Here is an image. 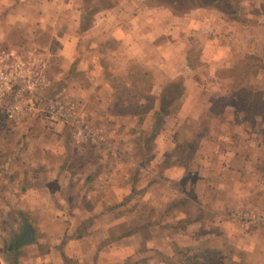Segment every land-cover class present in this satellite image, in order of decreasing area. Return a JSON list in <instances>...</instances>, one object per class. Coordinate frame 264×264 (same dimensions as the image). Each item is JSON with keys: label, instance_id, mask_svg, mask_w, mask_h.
<instances>
[{"label": "rangeland", "instance_id": "rangeland-1", "mask_svg": "<svg viewBox=\"0 0 264 264\" xmlns=\"http://www.w3.org/2000/svg\"><path fill=\"white\" fill-rule=\"evenodd\" d=\"M229 1L233 6L238 7L236 14L228 11L226 15L216 6L180 10L177 9L175 2L170 0L147 1L149 6H160L164 13L166 10L173 12L174 15L189 13L186 15L187 18L184 17L185 30H181V35L178 37H175L177 33L163 32V37L157 38L159 39L157 46L148 49L150 54L149 62L146 64L149 69L147 73L134 58H128L126 55L114 62L109 61L106 56L101 57L99 64L104 69L105 78L113 83L112 106L105 105L107 110L111 107L116 114L124 112L132 117L127 124H122V120L117 122L102 115V118L97 116L92 119L85 118L84 124L107 132L110 129L109 126L113 124L115 128L130 126L136 143L134 148L136 151L131 153L132 159L140 165L141 158L146 157L150 168L147 170L154 174L141 171L137 165L125 163L121 155L127 152L119 150L122 145L120 143L124 141L122 136L113 137L108 136L107 132L104 133L110 144L116 143L121 154L117 153L118 157L116 156L115 160H106L105 170L108 171L109 168L110 175H115L119 182H123L117 184V191H114V194L109 187L100 190L101 198L98 200L96 210L101 214L93 217L86 216L85 213L79 214L81 211L79 203L74 206V202H71L74 207L71 215L67 216L60 209L66 207L65 202L55 198L46 199L40 193L32 200L33 202L29 200V203L36 207L24 210L21 217L13 212L15 203L0 199V259L9 264H92L93 261L96 264V260L99 264H111V259L113 260L115 255L117 264L124 258H126L124 264H185L186 255L181 251L187 248L192 249L191 253H199L209 248L225 251L232 247L234 248L232 256L239 254L247 264L249 263L250 253L230 245L226 236H220L222 240L219 238L220 242H215V236H219L214 234L215 231L217 232L215 227L191 230V233L187 230L188 224L202 216V212L198 211L195 202L182 198L183 195L177 198V201L172 200L174 197L172 190L176 189L169 187L172 183L167 176L169 167H160L158 165L160 160L157 163L155 159V154L158 153L156 150L166 148L167 141L151 144L161 130L164 132L166 129L171 131L173 128L180 129L179 134L176 135V149L171 152L164 149L166 152H163L162 161L166 165L179 163L188 166L190 164L179 181L178 188L181 190L188 191V184L185 183L191 177L188 171L194 172L197 178L205 179L204 171L200 172V166L195 162L198 157L197 150L203 139L211 144L218 143L223 146L235 144L236 147L244 150L243 155L246 154L245 158L251 163L246 166L250 167L252 173H257L261 185H264V122L255 114L251 116L252 114H249L246 109L251 99L257 98L256 94L264 100V0ZM63 2L68 3L67 8L61 7ZM79 2L82 13L83 0H0V51L7 53L13 50L23 59L30 57L39 64H45L44 67H47L49 71L51 82L46 88L41 89V94L51 99L67 95L68 99L75 104L76 115L80 113V110L77 109L75 101L83 98L81 95L84 94V87L87 89L86 83L89 81L81 70L73 68L81 58L78 53L84 49L93 51L102 50L109 45L116 46V42L113 43V41L106 44L95 41L98 43L97 46L92 44L94 42L91 29L93 23L98 20L99 14L103 13L100 8L109 2L113 4L117 1L90 0V9L82 25L78 22L79 8H75ZM94 9L98 11H93ZM194 9H201L197 10L196 16L207 19L206 23L210 24V28L208 26L207 32L202 35L198 32L202 31V25L198 28L197 34L193 33L196 28L189 30L193 24L190 13ZM219 11L223 13L222 19L226 20L222 27L217 26ZM129 14L130 12L126 11L122 16ZM168 24L177 26L175 23ZM163 29L169 28L163 27ZM76 50L80 52L76 53ZM189 68L201 70L196 73L193 80L198 84L207 85L204 88L205 91L199 95H203L207 90L204 97L208 96L211 102V105L205 104L206 107L210 105L207 115L198 120H193L189 116L190 113L202 112L205 107L204 104L198 105L196 98L189 96L190 89L185 86L187 78L190 77ZM168 73L179 74L175 78L178 79L177 86L183 87L182 95L180 101L177 100L169 108V111L174 113H171L170 117H165L160 126L155 128L156 123H160L156 119V113L161 110V89L149 86V83L153 84L150 81L155 78L161 81V75H169ZM83 80L82 85L85 86L76 84ZM180 89H177V93L181 92ZM89 92L88 88L87 93ZM191 92L192 95L196 94V91ZM173 95L175 92L172 91L170 97ZM88 100L86 106L90 109L95 108L94 99L88 98ZM173 115L174 120H171ZM45 122L55 123L46 119L41 121L39 118L33 120L32 125L36 124L32 126L33 137H38L43 130L39 123L44 125ZM65 123L69 128L74 126L71 121ZM10 125L4 119V114L0 112L2 133L0 145H13L17 141L20 142L21 135L19 136L16 130L11 131ZM150 127H153L151 128L153 131L156 129L158 131L152 137L149 135L143 137L142 132ZM142 142L149 144L148 148L151 146L148 153L143 154L137 149V145ZM260 149H262L261 152ZM96 152L100 155L107 154L103 151ZM2 156L3 154L0 155ZM16 160L19 161L18 158ZM110 163L112 165L108 167ZM102 165L101 162L100 169ZM155 174L161 176L163 181L158 178L155 181ZM106 175L108 174L105 173L101 179H104ZM141 179H144L142 183H140ZM144 188H148L152 195L162 194L161 200L153 196L149 198L146 206L143 205L144 201L140 198V193ZM194 188L198 189V193L202 196L208 192L205 180H197L192 188L196 191ZM257 189L253 192L246 191L250 195L249 200L246 198L238 206L252 205L258 208L263 206L264 192ZM130 191L133 199L129 198L131 196L127 197ZM238 206L236 203L232 205L227 212L228 217L233 218L232 214ZM68 208L70 209V206ZM106 209H109L111 213L104 215ZM178 211L182 212L178 213ZM133 212L131 216L130 213ZM177 214L180 217L179 220L175 219ZM140 216L148 218L153 225L156 223L164 225L168 232H171L170 228H173L176 233L170 234L164 232V229L161 231L159 227L157 231L151 233L150 230L142 234L130 231V235H126L127 227H132V230L138 228ZM26 224L31 229L33 239L27 244L21 243L17 246ZM80 234L83 236L82 239H78ZM251 238L249 241L252 240ZM144 241L146 243L148 241L151 249L145 248L147 244ZM249 241L245 240L244 244L248 242L250 245L252 241ZM253 242L259 248L255 255L260 260V264H264V235L260 234ZM214 254L216 253L212 255Z\"/></svg>", "mask_w": 264, "mask_h": 264}, {"label": "crops", "instance_id": "crops-1", "mask_svg": "<svg viewBox=\"0 0 264 264\" xmlns=\"http://www.w3.org/2000/svg\"><path fill=\"white\" fill-rule=\"evenodd\" d=\"M115 1H117V3H113L109 8L102 9L103 13L99 14V18L93 23L91 30L93 31L92 41L94 42L92 44L95 46L98 45V43H95V41L105 44L109 41H113V43L116 42V46L111 47L109 45L102 50H88L89 52L85 49L81 52L76 50V53L80 52L78 55L81 56V61L79 60L80 62L78 61L73 68H76V70H81L84 76L89 78V81L86 84L87 89L89 88L90 92L87 93V89L84 87V94L82 93L81 95L83 98L79 101H75V103L78 107L77 109L80 110L79 112L82 113L87 119H92L96 116L98 118H102L103 115L106 116L105 118H110V120H117V122L122 120V124H127L128 120H130L132 116L124 112L116 114L113 112L111 107L107 110V106H105L108 104L109 106H112L113 83L105 78L106 76L104 74V69L99 64L100 58L106 56L109 58V61L114 62L121 56L126 55L128 58H134L136 62L139 63L140 67L143 68L145 73L149 72V69L146 67V64L149 62L148 57L150 54L148 49L150 47L157 46L159 42V39L157 38H162L163 32H173L174 34L177 33L175 37L181 35V30H185L183 25L185 22L184 17L189 15V13H185L183 15L176 14L177 16L171 11L167 12V10L164 13L162 12V8L160 6H149L147 2L148 0ZM79 5L80 2L76 4L75 8L78 9ZM61 7L67 8L68 3L63 2ZM80 9L81 8H79L80 15L78 22H81V18L83 16V10L81 13ZM197 10L201 9L191 10L192 12L190 14L193 18V24L191 25V28L189 27V30L196 28L193 33L197 34L199 32L202 35L204 32H207V27L210 24L206 23L207 19H201L200 17L196 16ZM126 11H129L130 14L122 16L123 13H126ZM222 15V12H220L218 15L219 25L217 26L219 27H222L226 21L222 19ZM162 16L165 17L161 18ZM168 23H175L177 26H170ZM180 23H182V25H180ZM201 25L202 31H198V28L201 27ZM217 26L215 25V27ZM163 27H168L169 29H163ZM219 30L221 31V29ZM81 38L82 41H84V36ZM11 51L16 53V51ZM199 70V68H189L188 73H190V77L192 78H187L186 85L185 80L183 82V84L190 89L189 96L196 98L195 100L198 105L204 104L205 107L204 111H202L203 113H190L189 116L193 120L204 118L207 115L206 113L209 110V106L211 105L209 97H204L207 93V90L205 93H203V95H199L205 91L204 88H206L207 85H205V83L198 84L195 80H193L196 76V73L201 72V70ZM168 74L169 75H161V81H157V78H155V80L153 79L150 81L153 82V84L149 83V86L162 89L166 83L176 80L177 77L175 78V76L179 75L170 73ZM49 79L51 82V76H49ZM82 82L84 83V80L77 82L76 84L82 85ZM208 87H210V85ZM191 91H196V94L192 95ZM88 98L92 100L94 99L96 103L95 108L90 109L86 106V102L89 101ZM14 100L15 99L13 95L8 96L4 106L0 108V112L4 114V119L11 124V131L16 130L19 133V136L21 135L19 138L20 142L17 141L13 145H0V155L3 154V156L0 157V199L14 201L15 204L13 208L17 209L23 214L24 210L33 209L36 207L34 204H30L29 200L33 202L32 200L42 193L46 199L55 198L59 201L61 200L62 202H65L66 207L61 206L62 208L60 209H62L63 213L67 214V216L71 215L72 208L77 203H79V208H81L79 214L85 213L86 216L92 217L100 215V211L97 212L96 210V205L99 204L98 200L101 198V195L99 194L100 190H104L109 187L113 190L114 194V191H117V184H122L123 182H119L115 175H110L109 168L108 171L105 170L106 165L104 166V162L109 159L115 160L116 156L118 157L117 153L121 155L119 150H122L127 152L126 154L121 155L124 158V162L137 165V161L132 159L133 155H131L132 151H136L134 149L136 143L134 142V135L131 133L130 126L124 125L123 128H115L113 124L111 127L109 126L110 129L108 132L103 131L104 129H92L95 133L99 131V134L104 138L106 136L104 133L106 132L108 136H122L124 141L120 143L122 145L119 147V150L116 143L113 142V145L110 144V141H107V138H105L107 139L106 145L105 143H102L104 147L100 146L101 144L98 145L95 143L91 138H87V140L82 139L80 141H76L73 138V129L69 128L65 122H45L43 123L44 125L39 123V126H41L43 130L38 134V137H33L31 134L33 132L32 126L36 125H32L33 120L35 121L39 118V120L42 121L44 119L42 117V113L34 112L31 115L21 116L16 120H11L6 117L4 109L7 105L14 103ZM205 104L210 105L206 107ZM102 109L105 110L102 111ZM171 117V120H174V115ZM115 124L119 126L118 123ZM151 128L153 127L147 128V130L145 129L142 132L143 137L148 135L149 137H152L153 129ZM179 132V128H173L172 131L171 129H166L164 132L161 130V133L159 132L158 135L156 134L157 136L153 139L151 144L155 145L161 143L162 141H167L168 145H165L166 148L162 147L161 149L158 148V150H156L158 153L155 154V159L157 163L158 160H160L158 163L160 167H169V169H167V176L171 179L172 183L168 184L170 189H176L172 190L174 193L172 195L174 196L172 197V200L177 201V198L183 195L182 198H186L189 200V202H195L198 211L202 212V216L188 224L187 230L190 232L191 230L195 231L200 229H209V227H215L217 232L214 230V234L219 235L215 236V242H220V236H226L227 242L230 245L239 247L241 250H247L250 253L248 264H260V260H258L257 255H255V253L259 251V248L253 241L256 240L260 234L264 235L263 223L254 222L252 225L246 227L238 224L236 221H234V219L230 218V216L228 217L227 213L234 203H236V206H238L244 202L243 200L246 198L249 200L250 195L247 194L246 191L253 192L259 188L257 190L264 192V185H261L257 173H252L250 171V167L246 166L247 164L250 165L251 163L245 158L246 154L243 155L244 150L236 147L235 144L223 146L222 144L218 143L211 144L210 142L203 139L197 150L198 157L196 159L197 161L195 162L199 164L200 172H202V170L204 171L203 177L205 179L197 178L196 175H194V172L188 171V174L190 173L191 175L188 182H185L188 184V191L181 190L178 188V184H180L179 181L182 179L190 164H188V166L181 165L179 163L166 165L164 161H162L163 152H171L176 149V135L179 134ZM0 134H2L1 131ZM113 141H115V139ZM148 145L149 144H146V142H142L137 145V149H139L143 154L148 153V149L151 148V146L148 148ZM164 149L166 151H164ZM96 151H103L107 154L105 155L102 153V155H104L102 156L97 154ZM261 151L262 149H260V152ZM99 155L102 156L101 159ZM17 158L19 161L16 160ZM101 162L103 165L100 169ZM147 162L148 161L146 157H143L140 160V163L142 164H138L137 166L140 167L139 169H141V171L143 170L145 173L154 174L152 171L147 170L150 169ZM111 165V163L108 164V167ZM105 173L108 175H106L104 179H101ZM154 176L155 181L158 179L162 180L161 176H158V174H155ZM199 176H201L200 173ZM142 180L144 179H141L140 183H142ZM197 180L206 181L208 192L205 194V196L200 195L198 193V189L194 188L196 191L192 189L193 185L195 186ZM145 185H143V187ZM127 194V197L131 196L132 192L130 191ZM153 196L155 199L161 200L162 198V194L156 193L155 195H152V193L148 191V188H144L140 193V198L144 201L143 205L148 202L149 198H153ZM107 197H109V195H107ZM129 198L133 199L132 196ZM18 202L20 203L18 204ZM71 202H74V206ZM68 203L70 209L68 208ZM177 203L178 202H176V204ZM259 209L264 212V205L260 206ZM181 212L182 211H178V213ZM110 213V210L106 209L103 214L108 215ZM132 214H134V212L130 213L131 216ZM140 217L141 218L138 219L139 225L137 229L132 230L133 228L130 226L129 228L127 227V230L124 229V231L126 230L127 232L126 235H130V231H134V233L141 232L142 234L150 230L149 232L151 233L157 231L159 227H161V231L164 229V232L170 234L176 233L173 228H170L171 232H168V229H165L164 225L161 226L157 223L153 225L148 218H143L144 216ZM175 219H180L178 214ZM82 222L80 224H82ZM209 233H212L211 229L209 230ZM80 235L78 236V239L83 238V236ZM249 238L252 239L250 240L252 241L251 244L249 245L248 242L244 244V241H249ZM144 243H146V241H144ZM146 244L147 245L145 248L151 249V247L148 245V241ZM97 250L100 251V249ZM125 260L126 258L122 259L119 264H124ZM0 264L9 263L3 259H0ZM92 264H95V262L93 261ZM96 264H99L97 260ZM111 264H117L115 255L113 260L111 259Z\"/></svg>", "mask_w": 264, "mask_h": 264}, {"label": "built area", "instance_id": "built-area-1", "mask_svg": "<svg viewBox=\"0 0 264 264\" xmlns=\"http://www.w3.org/2000/svg\"><path fill=\"white\" fill-rule=\"evenodd\" d=\"M44 66L45 64H39L30 57L23 59L15 52L0 51V108L4 106L8 96L13 95L15 99L14 103L5 107L6 117L16 120L21 116L41 112L42 117L49 121H71L76 141L91 138L104 147L102 143L106 145V139L99 131L95 133L93 128L84 124L85 116L82 113L75 114V104L67 95L51 99L41 94V89L50 84L49 71ZM235 210L232 219L238 224L248 227L254 222H262L264 225V212L258 207L239 206Z\"/></svg>", "mask_w": 264, "mask_h": 264}, {"label": "trees", "instance_id": "trees-1", "mask_svg": "<svg viewBox=\"0 0 264 264\" xmlns=\"http://www.w3.org/2000/svg\"><path fill=\"white\" fill-rule=\"evenodd\" d=\"M172 2H175L177 9H183V10H190L193 8L198 7H208V6H216L219 10L224 12L226 15L228 14V11H230L233 14H236L238 7L233 6L231 1L229 0H170ZM112 4L107 3L103 8H109ZM90 9V0H83L82 2V10H83V16L81 18V25L86 21V15ZM99 9V10H100ZM231 9V10H229ZM93 11H98V9H94ZM177 80L170 81L166 83L162 89H161V110L160 112L156 113V119L159 124L156 123L155 128H158L161 124V122L164 120L165 116L170 115L171 113H174V111H169V108L171 105H173L177 100L180 101V96L182 95V85L177 86ZM182 83V82H181ZM181 88V92L177 93V89ZM175 92V95L171 96V92ZM257 98H252L250 103L248 104V107L246 108L249 112V114H254L262 121L264 122V100H262L259 97V94H256ZM177 109V108H176ZM250 116V117H251ZM252 119V118H250ZM158 131L157 129L153 131L156 133ZM11 203H15L14 201L10 200ZM14 213H20L17 214L18 216H21L22 212H19L17 209L13 208ZM22 217V216H21ZM82 236V235H80ZM234 248H229L225 251H219L217 249H205L199 253H191L192 249L187 248L184 251L181 252L186 255L185 258V264H247L242 257L239 254H235L232 256V251ZM213 253H216L212 255Z\"/></svg>", "mask_w": 264, "mask_h": 264}, {"label": "water", "instance_id": "water-1", "mask_svg": "<svg viewBox=\"0 0 264 264\" xmlns=\"http://www.w3.org/2000/svg\"><path fill=\"white\" fill-rule=\"evenodd\" d=\"M32 234H31V229L29 230V226L28 224H26L25 229H24V233L23 235L20 237V239L17 242V246H19L21 243H28L32 240Z\"/></svg>", "mask_w": 264, "mask_h": 264}, {"label": "flooded vegetation", "instance_id": "flooded-vegetation-1", "mask_svg": "<svg viewBox=\"0 0 264 264\" xmlns=\"http://www.w3.org/2000/svg\"><path fill=\"white\" fill-rule=\"evenodd\" d=\"M20 238V237H19Z\"/></svg>", "mask_w": 264, "mask_h": 264}]
</instances>
